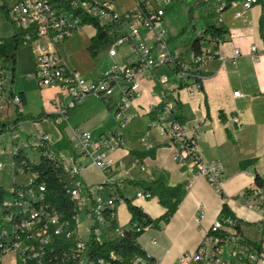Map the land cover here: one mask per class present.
I'll return each instance as SVG.
<instances>
[{"label": "built area", "instance_id": "1", "mask_svg": "<svg viewBox=\"0 0 264 264\" xmlns=\"http://www.w3.org/2000/svg\"><path fill=\"white\" fill-rule=\"evenodd\" d=\"M119 1L3 0L7 20L14 30L23 33L24 47L38 44L34 63L39 86L62 94L53 102L55 124L60 125L88 97L110 100L117 92L118 98L113 103L115 133L93 137L89 131L74 130L68 147L57 149L48 134L29 133L24 121H17L16 111L23 112L22 100L15 93L6 96L11 76L0 59V114L4 117L0 121V158L8 157L13 169L12 184L3 187L6 194L0 203V261L14 255L16 264H95L88 256L86 244L90 229L94 224L107 228L104 212L124 203V198L116 179L106 177L101 184L87 185L83 173L92 167L105 174L115 169L112 155L125 145L124 133L136 118L134 103L143 93V83L153 81L157 70L169 68L177 80L176 89L187 90L191 96L201 93V67L208 54L203 51L196 56L192 51L172 49L171 36L165 28V8L185 0H128L124 12L118 10ZM241 2L244 12L259 0ZM223 6V3L218 6L217 12ZM85 18L98 23L110 38L108 53L114 59L110 70L93 82L69 68L56 50L90 26L84 24ZM239 56V50L234 49L233 58ZM168 81L163 76L159 83L166 85ZM233 95L243 97L241 92ZM163 104V111L151 122V127L168 142L171 158L178 164L191 160L196 168L195 177L203 176L211 186L220 189L224 166L202 158L200 133L190 132L175 118L174 106L166 101L165 95ZM9 105L14 107V116L8 113ZM231 122L238 123V119L233 117ZM43 158L60 166L69 180L65 188L73 214L67 218L64 212L51 207L46 183L39 181L34 170ZM4 166L0 162V168ZM140 169L145 171L143 165ZM136 197L152 199L141 190ZM240 197L244 206L257 214V224L264 229V176L252 188L242 191ZM82 215L89 221L86 234L80 231ZM204 217L201 205L195 220L200 222ZM235 226L232 218H218L196 251L183 255L177 264H264V251L248 243ZM99 229L96 235L102 242ZM120 233L118 229L117 234ZM58 239L73 243L59 247ZM226 243L232 244V249L224 257L222 246ZM147 258H150L147 254L146 258L137 257L133 263L155 264L148 263ZM97 262L104 264L103 260Z\"/></svg>", "mask_w": 264, "mask_h": 264}, {"label": "crops", "instance_id": "2", "mask_svg": "<svg viewBox=\"0 0 264 264\" xmlns=\"http://www.w3.org/2000/svg\"><path fill=\"white\" fill-rule=\"evenodd\" d=\"M214 21L219 27L227 28L230 34L224 41L201 43L202 51L209 56L201 67V93L191 96L187 90L176 89L178 83L171 70H157L153 81L143 83V93L134 103L136 118L124 133L125 145L112 155L115 169L105 174L92 167L82 175L87 185L101 184L106 177L116 179L124 198L131 200L152 219L161 217L165 208L156 198H137L139 189L128 185L126 180L147 181L163 177L169 186L182 185V201L171 220L159 229L147 228L138 238V244L155 264H177L184 254L194 253L219 218L223 204L245 224L241 226L244 237L261 245L264 251V229L257 224V214L248 210L240 197L242 191L252 188L257 179L264 176V2L259 0L258 4L243 12L241 0L236 1L227 10H215ZM96 33L94 27L87 26L56 49L69 68L91 82L109 71L114 63L108 48L99 52L97 57L90 55L88 48ZM234 49L240 52L238 58H233ZM37 51H34V58ZM103 54L105 60H101ZM17 69L14 83L10 81L6 85V96H10V91L20 95L25 116L46 115L42 121H24V124L29 133L49 135V130H42V126L53 122V102L62 94L58 90L40 87L35 78L27 80L18 76ZM163 76L169 79L166 85L159 83ZM235 92H241L243 97H234ZM163 95L173 104L175 118L190 132L200 133L202 158L224 166L220 189L211 186L203 176L195 177L196 168L191 160L183 164L175 162L170 156L168 142L151 127L154 120L151 112L163 104ZM117 98V92L110 100L86 98L60 125L54 124L62 142L61 146L55 147H68L74 130L89 131L93 137L115 133L113 103ZM8 113L14 116L12 105H9ZM233 117L238 123L231 122ZM3 118L0 114V121ZM149 150L154 151L153 157L132 155V152ZM141 165L145 171H141ZM201 205L205 217L197 222L195 215ZM116 216L120 228L130 230L131 215L125 203L117 206ZM106 231L103 239L99 235L102 242L108 239ZM0 264L14 262L9 255Z\"/></svg>", "mask_w": 264, "mask_h": 264}, {"label": "trees", "instance_id": "3", "mask_svg": "<svg viewBox=\"0 0 264 264\" xmlns=\"http://www.w3.org/2000/svg\"><path fill=\"white\" fill-rule=\"evenodd\" d=\"M239 0H196L193 6L188 9V24L183 28L180 35L175 38H171V42H178L179 45L185 48V53L192 51L194 55L200 56L203 54L201 43L203 41H224L225 37L230 34L229 30L225 27H219L214 21L215 10L223 3V9L227 10L231 5ZM264 2V0H261ZM2 12L7 18V9L5 5L0 7ZM204 13L200 18L202 21V33L197 34V19L195 13ZM84 24L93 26L96 28L97 33L91 40V45L88 51L92 57H96L99 52L108 48L111 43L110 38L106 35L103 29L92 19L85 18ZM22 32L14 30V33L10 37L0 38V59L4 64L6 70L10 72L11 81L14 83L17 74V55L18 52L24 48L22 44ZM14 93L10 91L12 97ZM164 104H161L158 110L151 112L152 119H155V115L163 111ZM17 121H33L39 122L45 119L47 116L42 114L37 118L25 116L16 111ZM178 120V118H177ZM132 155L136 157H153L154 151L149 150L145 152H132ZM244 166V165H243ZM39 174V181L46 183L48 190V202L51 207L59 212H64L66 218L69 217L72 212V202L66 195L65 186L69 184L65 172L60 166H56L49 159H42L38 166H35ZM258 180V179H257ZM126 183L133 186L144 193H148L152 198H156L158 203L165 208V213L157 218L152 219L141 208L132 203L131 200L124 198V203L131 215L130 230H124L120 228L117 221L116 211L114 209H107L104 212V216L107 221V234L111 237L104 242H99L96 232L100 228L98 224H94L90 229V235L86 242L88 248V256L95 264H98V260H103L104 264H134V259L137 257L146 258L145 251L138 244V238L144 233L147 228L159 229L162 225L167 224L173 215L177 212L179 205L181 204L182 197V185L169 186L165 183L163 177H153L150 180H126ZM119 184V182H118ZM6 194V190L0 186V203L2 198ZM219 218H232L236 221L235 228L239 233L241 232V226L245 225L241 220L237 219L230 211L226 204H223ZM121 229V233L117 234V230ZM139 230V231H138ZM59 247H66L73 243V240L66 241L64 239H58ZM248 243L253 244L258 250L262 251V246L247 240ZM148 263L154 262L152 258H147Z\"/></svg>", "mask_w": 264, "mask_h": 264}, {"label": "rangeland", "instance_id": "4", "mask_svg": "<svg viewBox=\"0 0 264 264\" xmlns=\"http://www.w3.org/2000/svg\"><path fill=\"white\" fill-rule=\"evenodd\" d=\"M196 0H185L182 2L172 3L168 5L165 8V28L168 31L169 35H171L172 38L177 37L182 32L183 28L186 27L188 24V9L193 6ZM3 0H0V7L2 6ZM129 2L128 0H120L117 3L118 10L120 12H124L128 9ZM204 15V13H195V17L198 21L197 23V34L200 35L202 33V21L200 18ZM89 30V28H87ZM14 33V28L11 25V23L7 20L5 14L0 9V38H6L10 37ZM175 43V44H174ZM179 48L183 52L185 51L183 47L179 45L178 42H172L171 48L176 49ZM38 50V44H34L32 46L24 47L19 53H18V76H21L22 78H35V67L33 63V54L34 51L36 52ZM97 57V56H96ZM101 60H105V54L102 55ZM34 70V71H33ZM165 72H168V68L164 70ZM26 72H32L30 74H27ZM27 79V80H29ZM55 108V107H53ZM54 120L53 122H48L47 124L42 126V130L45 128L49 133V136L56 146H61V140L60 135L56 131V128H54ZM41 125V124H40ZM57 127V125H56ZM41 130V131H42ZM3 139L2 141H4ZM0 162L4 163L5 166L3 168H0V186L8 188L12 184V173L13 169L10 164V160L8 157H1ZM89 221L87 218L82 215L81 216V225H80V231L83 234H86V227L88 226ZM106 229L105 227H102L99 231L100 237L103 239L106 237L105 233ZM108 238H110V235H107ZM232 249V244L226 243L222 246V256L226 257L228 255V252ZM187 254H193V253H187ZM185 255V254H184ZM10 260L14 264H16V257L14 255H10Z\"/></svg>", "mask_w": 264, "mask_h": 264}]
</instances>
